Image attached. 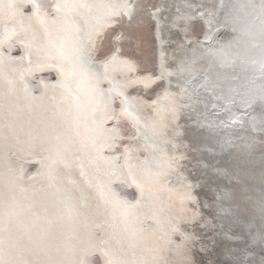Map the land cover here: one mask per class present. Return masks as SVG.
<instances>
[{
	"label": "bare ground",
	"instance_id": "bare-ground-1",
	"mask_svg": "<svg viewBox=\"0 0 264 264\" xmlns=\"http://www.w3.org/2000/svg\"><path fill=\"white\" fill-rule=\"evenodd\" d=\"M151 1L138 0L132 20L129 22L125 17L123 26L113 29V34L123 33V39L116 45L120 49V58L132 61L138 69V72L132 75H143L140 71H144L143 67H146V63L152 59L154 70L149 73L158 75L162 63L166 69L174 72L181 60L192 58L191 46L187 47L185 43H180L179 50L182 44L184 47L178 63H175V57L170 54V50L168 52L165 44L167 37L170 41H172L171 37L180 39L182 33L180 26L185 28L184 20L176 21L182 12L188 11L183 0H165L159 3H156V0L154 3ZM7 2L8 0H5V4ZM40 3L43 5L40 17L44 23L36 18L26 21L23 27L9 22L7 35H3L5 30L0 28V132L3 134V139L0 140V229L3 230L2 247L5 259L13 260L19 257L27 264H79L87 250L89 253L87 259L92 261V264H103L99 246L101 241L109 240V247L116 264H157L161 259L157 251V240L148 233L138 232L141 227L150 229L153 226L150 218L146 219L143 225L135 224L131 219L125 222L119 214L113 218L95 190L81 183L80 189L88 196L87 206H83L80 201V191L68 184L67 170L63 165L55 162V158L50 161L43 160L46 154L41 152L40 146L45 141L51 140L59 147L61 153L79 152L83 149L86 154L96 157L91 169L93 171L98 167L103 173L108 168L105 161L98 158V154L88 145L87 136L91 133L84 127V123L82 122L78 128L75 126L72 118L76 115L77 109L73 96L62 95L63 88L49 87L48 103L44 107H38V102H30L22 90L23 86L27 85L31 95L39 97L45 91L40 84L42 79L48 84H57L61 80L54 68L36 69L37 49L43 50L49 39L55 38L57 34V27L51 23L56 15L52 10L54 0H40ZM205 6L216 11L219 19L217 25L226 30L223 32L221 42L217 41L212 46L219 48L236 35L231 31L230 26H224L225 17L243 16V12L238 11L237 0H224L223 6L220 5V0H206ZM157 8L160 11L153 16L152 13ZM7 12L8 8L5 5L4 13ZM213 25L216 27L215 21ZM198 30H201V25L195 20L189 33H197ZM131 46H134V53H129ZM208 47L211 46L203 45L196 51L198 58L194 65L196 75L192 79V85L196 86L207 81V90L199 89L198 98L202 103L196 106L197 111H204L201 108L211 96H223V98L229 96L236 102L235 113L229 112L230 122L232 117L240 118L237 124L222 127L219 136L231 134L238 144L244 142L239 138L250 136L264 140L261 138L264 134L259 133L254 136L258 132L250 130L249 126L253 117L256 118L259 126L262 113L259 94L264 88V76L259 71L261 56L258 31L254 37H244L243 42L225 48L227 62L223 66L221 65L223 57L214 58L204 55V49ZM124 51L127 53L124 56L120 55ZM49 63L64 64L66 69H70L67 62L58 60L55 56ZM166 80L175 83L177 77L175 75L166 77ZM63 83L71 86L75 92L73 76L68 75ZM101 87L107 88L108 84L103 83ZM127 94L135 95L136 89H128ZM53 96L56 97L54 101L51 99ZM81 100H84L83 95ZM249 101L254 103L251 107H246L245 104ZM119 106V98H117L113 107L119 109ZM196 115L197 112L193 111V119ZM225 121L227 122V119ZM87 123L92 127L90 119ZM120 123L126 132L134 130L129 118H121ZM181 124L187 125L184 129V143L191 145L188 149H181L188 153L187 166L190 169L196 168L197 177H201V171L207 172L206 177H201L200 182L203 187L197 189V195L202 203L212 204L217 189L233 193L230 200L224 201V206L233 207L235 216L242 223L241 227L238 225L237 228L244 235V237L239 236L238 231L232 229L237 225L231 223V216L225 217L223 229L207 231V236L231 229V234L238 239L227 240L222 235L216 236V243L210 251L196 253V264H252L249 260L252 258L248 255L249 252L254 253L256 259L264 255V252H261L264 245L253 242V237L257 236L264 223L260 213L264 189L259 190V187H264V161L261 160V148L258 146L250 156L238 153L240 158L235 160H230L231 150L230 154L228 152L218 153L215 156L207 152L201 154L193 149L206 142L209 146L216 147L210 139L205 140L209 134L206 130L192 127L191 121L186 117L181 119ZM104 126L112 127L113 121H106ZM103 143L101 137L97 144ZM139 143L144 144L142 138ZM114 154L110 149L104 148L99 155ZM140 155L144 156L147 153L142 151ZM201 157L209 164L217 163L219 167H227L232 172L238 173L239 182L233 177L218 176L211 168L201 170L197 164ZM41 163L45 164V168H41ZM21 167L24 169L23 173L20 172ZM40 172L43 174H38ZM30 177L34 178L30 179ZM137 177L144 183L148 192L153 194V198L165 201L168 199L169 193L161 191L160 185L154 183L145 173L138 171ZM121 179L126 180L127 173H124ZM171 181L174 183L175 177H172ZM77 182L80 183L79 179ZM113 188L120 196L130 201H134L138 195L135 187L129 186L128 183L116 182ZM142 211L147 212L148 209ZM203 211L205 216L212 217L213 213L209 208H203ZM212 223L218 221L213 219ZM97 224H102V227H96ZM249 224L252 225L250 229ZM175 239L179 242V238L175 237ZM226 250L236 254L229 256L233 259V263H220L217 254L228 255ZM164 256L170 262L179 264L180 257L174 253L165 252ZM241 256L244 259L238 263Z\"/></svg>",
	"mask_w": 264,
	"mask_h": 264
},
{
	"label": "snow or ice",
	"instance_id": "snow-or-ice-1",
	"mask_svg": "<svg viewBox=\"0 0 264 264\" xmlns=\"http://www.w3.org/2000/svg\"><path fill=\"white\" fill-rule=\"evenodd\" d=\"M205 2L206 0H183L188 11L182 12L176 18L177 22L179 20L186 22L182 31L185 44L191 46L192 58L181 60L175 72L166 69L162 63L158 75L153 73L132 75L137 73L138 69L132 61L120 58V49L116 45L123 39V33L113 34V29L123 26L125 17L129 22L132 20L138 0H54L52 10L56 15L51 23L57 27V34L55 38L49 39L43 50L37 49L36 69L54 68L61 80L57 84H48L42 79L40 84L45 91L39 97L32 96L27 85L22 89L26 99L38 102V107H44L48 103L49 87L63 88L62 95L75 98L77 113L72 118L75 126L78 128L82 122L84 123V127L91 133L87 136L88 145L98 154V158L105 161L108 168L103 173L98 167L93 171L91 169L96 157L86 154L83 149L79 152L61 153L59 147L51 140L40 146L41 152L46 154L43 160L50 161L55 158V162L63 165L67 170L68 184L80 191L83 206H87L88 196L80 189L81 183L95 190L113 218L119 214L125 222L131 219L138 225H143L145 220L150 218L153 226L150 229L141 227L138 232L148 233L157 240V251L161 256L157 264H175L164 256L165 252L179 256V264H196V253L210 251L216 243V236L222 235L227 240L238 239L231 234V229L207 236V231L223 229L225 217L231 216V223L238 222L233 207L224 206V201L230 200L233 193L217 189L212 204L202 203L197 195V189L203 187L200 180L201 177L207 176V172L201 171V177H197L196 168L190 169L187 166L188 153L181 149H188L191 145L184 143V129L187 125L181 124L182 118L186 117L191 121L192 127L206 130L209 135L205 140L210 139L216 145L211 147L206 142L193 151L201 154L207 152L215 156L236 149L237 153L250 156L259 146L261 160L264 161V140L250 136L239 138L244 142L238 144L231 134L219 136L222 127L237 124L239 117H232L231 123H228L219 119L217 114L209 112L208 104H204V111H197L196 106L202 103L198 98L199 89L207 90V81L192 85V79L196 75L194 69L198 58L196 51L204 44L214 41L211 29L217 15L215 10L205 6ZM237 3L238 11H242L243 16H226L224 25L230 26L236 35L219 48L204 49V55L223 57L221 59L223 66L227 62V53L224 49L231 48L234 43L243 42L244 37H254L258 31L261 56L259 71L264 76V0H237ZM223 4L224 0H220V5ZM5 5L8 8L7 14L4 13ZM42 7L40 0H8L7 4L5 0H0V28L5 30L3 35H7L9 22L23 27L26 21L36 18L44 23L40 17ZM159 11V8L155 9L152 15L155 16ZM197 19H203L209 29L201 41L193 40L189 36L192 23ZM215 30L219 31L220 26ZM181 47L183 48L184 44ZM53 56L67 62L70 69H66L64 64H50ZM68 75L75 78V92L71 86L63 83ZM174 75L177 77L175 83L166 80V77ZM103 83H107L108 87H101ZM160 85L163 86L159 87ZM132 88L137 90L136 94H127V90ZM81 95L84 97L83 101ZM117 98L119 109L113 107ZM51 99L54 101L56 97L53 96ZM214 99L220 100L222 97L216 96ZM259 100L262 109L259 126L255 117L249 126L254 132L264 134V88L260 91ZM252 103L254 101H249L245 106L251 107ZM217 107V104H211V109ZM222 110L229 111L227 108ZM193 111L197 112L195 119L192 117ZM124 117L130 119L133 131L126 132L121 126L120 121ZM89 119L92 127L87 123ZM108 120L113 121L112 127L104 126ZM101 137L104 143L98 145L97 141ZM141 138L144 141L143 145L139 143ZM2 139L3 134L0 132V140ZM104 148L115 154L99 155ZM142 151L147 155L141 156ZM197 164L201 170L211 168L214 174L233 177L239 182V174L227 167H219L217 163L209 164L202 157ZM41 168H45L44 163H41ZM23 171L21 167L20 172ZM138 171L159 184L161 191L169 193L168 199L165 201L153 198V194L148 192L144 183L138 179ZM124 173H127L126 180L121 179ZM172 177H175L174 183L171 181ZM32 178L34 177H30ZM78 179L80 183L77 182ZM116 182L128 183L129 186L135 187L138 193L136 199L130 201L120 196L113 188ZM203 208H209L213 213L212 217L205 216ZM260 213L264 221V198L260 202ZM213 219L218 223H212ZM96 227H102V224H97ZM251 227L249 224L248 228ZM2 231L0 229V264H27L19 257L13 260L5 259ZM175 237H179V242ZM253 242L264 245V223L257 236L253 237ZM109 244V240L100 242L99 251L102 253L103 264H116ZM261 252H264V247L261 248ZM88 255V251L85 250L79 264H92V261L87 259ZM248 255L253 258L252 264H264V255H260L258 259L254 253Z\"/></svg>",
	"mask_w": 264,
	"mask_h": 264
},
{
	"label": "water",
	"instance_id": "water-1",
	"mask_svg": "<svg viewBox=\"0 0 264 264\" xmlns=\"http://www.w3.org/2000/svg\"><path fill=\"white\" fill-rule=\"evenodd\" d=\"M164 1L165 0H156V3L164 2ZM151 3H154V0H152ZM197 21H198L199 25H201V30H198L197 33H193V34L189 33V36L193 40L201 41V40H203V38L205 36V33L209 29H208V26L205 24V21L203 19H197ZM214 21H215L216 27H217L218 26L217 24L219 23V19L217 18V16H215ZM180 27H181L180 31L182 32L181 36H180V39H176L174 37H171L172 41H170L169 37H167V39L165 40V44H166V46L168 48V52L170 50L171 51L170 54H172L175 57V59H174L175 63H178V61L180 59V54L182 52V48L179 50V44L180 43H185L184 37H183V31H182L184 29V27L182 25ZM216 27L213 25L212 29H211L212 34L214 36V41L212 43L204 44L205 46H211L212 47V46H214L216 44L217 41L221 42V40H222V38L224 36L223 32L226 31V30H225L224 27L220 26V30L216 31L215 30ZM117 28H118V26H117ZM177 42H179V43H177ZM186 46L188 47L189 45L186 44ZM110 47H111V45H110ZM131 52L134 53V46H131V49L129 50V53H131ZM125 53H127V52L126 51L121 52L120 55L124 56ZM152 63H153V59L150 62L146 63L147 64L146 67H143L145 70L144 71H140V73L145 74V73L152 72L154 70V66H152ZM214 97H216V96H211L210 98H207V100L205 102V104L209 105L208 111L217 114L219 119H223V120L227 119V122L231 123L230 119H229V112L232 111L233 113H235V109L236 108L234 106H235L236 102L234 101V99L230 98L229 96H225L224 98H223V96H220V97H222V99H220V100H215ZM150 98H151V96H150ZM212 103L217 104L218 107L216 109H211V104ZM223 108H227V109H229V111H224V110H222ZM201 109H204V106ZM250 130H252L251 127H250ZM255 135H259V133H255L254 136ZM261 138L263 139L264 136H261ZM230 150H231V154H230ZM230 150L226 151V152H228V154H230V160H235V159H239L240 158V155L236 152V150H234V149H230ZM226 152H224V153H226ZM233 153H235V155H232ZM263 189H264V187H259V190H263ZM240 222L241 221L238 220V222L235 223V225H237L236 228H232V229L238 231V235L239 236H243L244 237V235H242V232H240L238 230V228H237L238 225L242 224ZM240 227H241V225H240ZM177 238H179V237H177ZM243 239H245V238H243ZM226 253L228 255H225V256H222V254L221 255L217 254V256L219 257L220 263H233V261H232L233 259L230 258L229 256H236V254L234 255L233 252H230V251H227V250H226ZM243 259H244V257L241 256V258L238 260V263L240 261H243ZM249 260H251L250 263H252L253 258H251Z\"/></svg>",
	"mask_w": 264,
	"mask_h": 264
}]
</instances>
